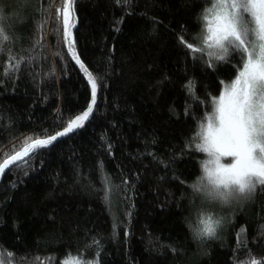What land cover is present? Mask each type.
<instances>
[{
	"label": "trees",
	"instance_id": "obj_1",
	"mask_svg": "<svg viewBox=\"0 0 264 264\" xmlns=\"http://www.w3.org/2000/svg\"><path fill=\"white\" fill-rule=\"evenodd\" d=\"M0 3L12 55L25 58L5 76L9 54L0 55L2 161L27 137L61 131L87 108L90 87L58 31L63 0ZM208 5L74 0L75 49L97 79L96 105L82 128L0 178V249L12 254L10 264H63L68 257L88 264L264 260V190L220 212L190 187L204 158L190 147L192 137L239 63L236 56L209 68L181 42L199 43ZM203 208L223 219L214 239L197 240L189 229Z\"/></svg>",
	"mask_w": 264,
	"mask_h": 264
},
{
	"label": "snow or ice",
	"instance_id": "obj_2",
	"mask_svg": "<svg viewBox=\"0 0 264 264\" xmlns=\"http://www.w3.org/2000/svg\"><path fill=\"white\" fill-rule=\"evenodd\" d=\"M130 3V0H118ZM210 6L201 14L202 28L198 44L185 43L194 60H204L209 68L228 63L236 56L237 72L230 82H222L219 95L211 98V111L206 112L192 137L193 151L203 155L201 175L190 185L195 193L210 202L247 201L258 188L264 190V0H208ZM62 16V43L67 54L84 71L91 87V101L86 110L71 119L62 131L45 138L27 137L19 150L0 161V176L11 167L20 166L35 153L51 146L60 137L80 129L93 114L98 83L75 49L73 29L76 27L74 0H63L56 10ZM0 16V22L3 21ZM11 40L0 23V55L8 52L9 63L3 75L21 69L25 58L12 55ZM29 60L32 58H28ZM192 92V85L189 84ZM194 95V93H193ZM199 102V101H198ZM105 197L111 207L110 177L103 179ZM124 183H127L125 181ZM223 219L201 212L197 223L189 229L197 240L214 239ZM12 254L0 249V264H10ZM64 264H88L82 258H69ZM243 264H264V260L249 256Z\"/></svg>",
	"mask_w": 264,
	"mask_h": 264
},
{
	"label": "rangeland",
	"instance_id": "obj_3",
	"mask_svg": "<svg viewBox=\"0 0 264 264\" xmlns=\"http://www.w3.org/2000/svg\"><path fill=\"white\" fill-rule=\"evenodd\" d=\"M210 6V4L207 6V7H209ZM4 9H5V7H4V5L2 4V3H0V16H2L4 19H3V21L2 22H0V23H2V24H4L5 23V11H4ZM230 82V81H229ZM112 193V192H111ZM115 198V197H114ZM248 201V200H247ZM247 201H242V202H240V201H233L230 205H228V206H223V205H221V204H219L218 202H210V201H207V203L208 204H210V205H212L213 207H216V208H218L219 209V211L220 210H226V209H231V208H234V207H236V206H241V205H243L244 203H246ZM201 212H204V213H211V214H213V216H216V214H215V212H213V211H211L210 209H207V208H203L199 213H201ZM221 212V211H220ZM199 215V214H198ZM217 218H218V216H217ZM198 221V220H197ZM70 257H68V258H64L63 260H62V263L64 264V262H65V260H67V259H69ZM71 258H73V257H71Z\"/></svg>",
	"mask_w": 264,
	"mask_h": 264
},
{
	"label": "water",
	"instance_id": "obj_4",
	"mask_svg": "<svg viewBox=\"0 0 264 264\" xmlns=\"http://www.w3.org/2000/svg\"><path fill=\"white\" fill-rule=\"evenodd\" d=\"M69 56H70V55H69ZM70 58H71V56H70ZM71 60H72V59H71ZM72 61H73V60H72ZM73 63H74V65L77 67V69L80 71V73L82 74L83 78L85 79V81H86L87 84H88L87 77H86L84 71H82V70L80 69L79 65H77V64L75 63V61H73ZM88 85H89V84H88ZM89 87H90V85H89ZM90 101H91V87H90ZM85 110H86V109H85ZM85 110H84V111H85ZM84 111L80 112V113L77 114V115L82 114ZM77 115H75V116H77ZM75 116H74V117H75ZM74 117H73V118H74ZM90 117H91V116H90ZM73 118H72V119H73ZM89 119H90V118H89ZM89 119H88V120H89ZM88 120H87V121H88ZM87 121H86V122H87ZM86 122H85V123H86ZM62 130H63V129H62ZM62 130H61V131H62ZM64 137H65V136H64ZM61 138H63V137H60L58 140H60ZM58 140H57V141H58ZM1 177H2V176H0V178H1Z\"/></svg>",
	"mask_w": 264,
	"mask_h": 264
},
{
	"label": "clouds",
	"instance_id": "obj_5",
	"mask_svg": "<svg viewBox=\"0 0 264 264\" xmlns=\"http://www.w3.org/2000/svg\"><path fill=\"white\" fill-rule=\"evenodd\" d=\"M233 201H234V200H230V201H228V202H223V201H216V202H218L219 204H221V205H223V206H228V205H230Z\"/></svg>",
	"mask_w": 264,
	"mask_h": 264
}]
</instances>
